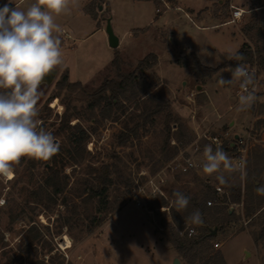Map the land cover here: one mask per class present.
I'll return each mask as SVG.
<instances>
[{"label": "rangeland", "instance_id": "rangeland-1", "mask_svg": "<svg viewBox=\"0 0 264 264\" xmlns=\"http://www.w3.org/2000/svg\"><path fill=\"white\" fill-rule=\"evenodd\" d=\"M91 1L70 0L68 11L54 16L61 29L54 35L61 40L63 63L57 67L54 83L40 86L37 104L38 126L53 134L66 110L61 98L69 94L64 90L59 97L48 100L57 94L56 82L67 73L69 81L81 82L84 87L70 93L78 116L71 124L80 123L90 133L86 152L82 160L65 168L68 185L59 195L46 188L45 166L31 167V158L22 157L12 165L9 175H0V237L3 235L8 244L6 249L16 253L31 225L49 226L46 238L53 240L65 254V264H173L171 244L161 227L162 220L170 217L171 207L175 206L171 192L186 191L213 200L217 196L215 186H221L231 196L232 187L241 185L245 196L251 180H261L264 185V72H259L256 101L250 108L240 110V82L219 83L221 76L231 79L229 67L234 64L221 68L212 77L198 79L174 59L194 52L201 63L219 67L229 60L230 49L238 51L247 40L243 33L250 22H257L262 34L253 30L248 42L252 46L260 44L264 52V5L256 8L254 15L253 0H176L180 8L173 6L159 13L152 0H105L97 2L95 19L85 10ZM259 2L264 4V0ZM13 3L27 10L35 0H13ZM99 5H103V10H99ZM232 5L247 13L236 23H226ZM107 18H111L113 30L121 40L116 49L109 45ZM63 30L71 36L68 38ZM150 53L156 54L157 64L146 73L153 77L149 96L168 101L188 129L187 139L177 143L179 151L170 160L168 150L172 148L168 149L167 144L166 112L154 116L127 145H120L123 130L140 121L137 101L124 103L123 108L115 109L107 118L101 108L94 113L88 109L94 100L93 93L102 83L117 78L112 65L116 54L121 57L122 72L128 73ZM239 63L254 66L251 62ZM176 128L172 123V133ZM223 132L228 133V143L239 144L235 136L242 137L246 166L242 173L232 164V170H225L226 183L221 184L215 174H205L201 167L207 141L200 140V148L196 149L195 140L203 133ZM175 141L172 139L171 145ZM225 152L231 159L233 152ZM182 154L194 157L198 169L185 172L175 168L179 163L175 159L181 160ZM106 165L112 180L108 187V208L100 224L92 228L98 198L89 199L86 191L95 175L106 174ZM162 198L168 201L166 207L161 206ZM230 211H235L236 217L217 228L214 250L223 253L227 264H264V246H254L242 207L231 205ZM239 216L242 219H237ZM58 231L61 233L57 234ZM39 252H43L42 258L48 257L45 249ZM176 254L180 264H184ZM15 264H27V260L18 259Z\"/></svg>", "mask_w": 264, "mask_h": 264}, {"label": "trees", "instance_id": "trees-1", "mask_svg": "<svg viewBox=\"0 0 264 264\" xmlns=\"http://www.w3.org/2000/svg\"><path fill=\"white\" fill-rule=\"evenodd\" d=\"M144 1V0H139ZM148 1V0H145ZM156 3L158 12L162 9L176 6V0H152ZM7 0H0V6H3ZM97 2L103 3L105 0H92L85 6L86 12L91 14L95 19L98 17L96 12ZM252 12L256 14V8L263 7L259 0H253L251 3ZM253 30H257V35L262 34L261 26L257 22H250L247 24L245 32L243 33L247 39L241 48L238 50L243 54L244 60L242 62L257 63L260 71L264 72V52L261 50L260 44L252 46L249 41V34ZM257 41H259L257 39ZM226 61V60H225ZM223 62L219 67H209L201 63L198 56L194 53L181 55L174 59V62L180 66L188 67L194 77L204 79L212 77L221 68L238 63V61L229 59ZM157 64V56L150 53L141 59L134 70L125 73L121 70V57L116 54L112 65L115 67L117 78L105 80L102 85L93 93L94 100L88 104L90 112L94 113L96 109L101 108V113L104 118L110 117L112 111L124 107V103H133L137 101L140 112L138 121L134 127L123 130L119 136V144L127 145V143L138 134L141 127H146L152 118L162 112H166V128H167V144H168V160L175 157L179 151L177 143H181L183 139L188 137V129L180 117L173 111L171 104L165 100H157L156 95L149 96L150 80L153 77L147 75V70L151 69ZM81 82L69 81L68 73L63 74L55 84L57 94L52 95L48 100L59 97L64 90L69 94L61 98L65 105V112L60 118V124L53 135L59 142V151L47 160L30 159L31 167L39 165L45 166L48 171L45 183L47 189H51L54 194H61L68 185V175L65 174V168L72 166L83 159L86 152V145L90 141V133L80 124H71L75 118L76 112L72 106L74 97L70 94L77 88H83ZM40 100V99H39ZM47 100V101H48ZM172 123L177 126L175 132L172 133ZM172 139L175 143L171 145ZM223 149L232 153L235 150L231 143H226ZM106 174L96 176L95 180L90 183L87 189V196L89 199L98 198L97 213L92 218V228L98 226L102 219V214L108 208V187L112 184L109 176V166H104ZM263 185L261 180L255 179L247 183L245 189V196L241 185L232 187L231 196L224 193L222 196H213L214 204L209 206L207 202L211 200L210 196H192L191 192L177 190L190 198V203L186 209L177 210L171 207L169 218L162 220L161 227L163 228V236L171 244L172 248L179 254L181 259L185 261L184 264H227L223 253L220 250H214L213 240L211 236L212 227L219 228L221 223L232 221L236 217L235 211H230L231 205H239L243 209L242 216L244 222L248 225L249 234L251 235L256 247L264 246V196L256 193V188ZM171 192V197L175 199ZM214 191V188H213ZM215 193V191H214ZM64 204H67L64 201ZM168 201L162 198L161 206L166 207ZM199 209L202 214L203 223L193 224L187 220V217L195 210ZM224 213V216L221 214ZM237 219H242L241 216ZM194 228L196 234L189 235V228ZM58 231L57 234H60ZM50 234V227L43 226L39 228L35 224L31 225L25 232L18 251L12 252L7 250V242L4 236L0 237V264H15L18 259L27 260V264H65V254L53 243V240H48L46 236ZM45 249L48 257L42 258L39 252L40 249ZM13 254H12V253ZM3 262V263H2Z\"/></svg>", "mask_w": 264, "mask_h": 264}, {"label": "clouds", "instance_id": "clouds-1", "mask_svg": "<svg viewBox=\"0 0 264 264\" xmlns=\"http://www.w3.org/2000/svg\"><path fill=\"white\" fill-rule=\"evenodd\" d=\"M70 0H35L27 10L13 6L7 0L0 6V175L7 176L12 165L22 157L47 160L59 151L56 137L38 126L39 88L46 77L62 65L60 26L54 16L68 11ZM228 58L238 61L229 67L231 79L219 80L221 85L240 82L243 89L239 96L240 110L250 108L257 99L255 73L245 63L237 50H229ZM204 161L201 164L205 174H215L221 184L226 183L225 170H232L230 157L220 144L204 146ZM243 173L244 162H240ZM264 196V185L256 188ZM177 210L186 209L190 198L174 192ZM187 220L193 224L203 223L202 214L195 209Z\"/></svg>", "mask_w": 264, "mask_h": 264}, {"label": "built area", "instance_id": "built-area-1", "mask_svg": "<svg viewBox=\"0 0 264 264\" xmlns=\"http://www.w3.org/2000/svg\"><path fill=\"white\" fill-rule=\"evenodd\" d=\"M232 7V13H231V17L230 20L227 23H236L238 20L242 19L244 14L247 13V10L237 7V6H231ZM253 68H249V70L253 73H255V79H256V83H257V87H258V77H259V72H260V68L258 67L257 63H253ZM241 92H243V89H241ZM206 140L208 144L213 145V147L215 148L216 144H220L222 147L224 146V144H226L227 139H228V133L227 132H223L221 134H207V133H203L200 134L197 138V140H195V148L199 149L200 145H198V142L200 140ZM239 144H233L231 143V146L235 147V150L232 153V157H231V161L232 164L235 166V168L241 172L240 170V162L243 161L244 162V169L243 172L245 171V166H246V149L244 146V142L242 140V137H239L238 139ZM228 143V142H227ZM237 147V148H236ZM182 157H180L181 160H178L179 158H176L175 160H177L176 163L177 166L175 168H181L182 171H188L191 169H198L199 164L198 162L195 160L194 157L191 156H185V155H180ZM183 160V161H182ZM215 193L217 194V196H222L225 192V190H223V188L221 186H215L214 188ZM207 204L209 206H212L214 204L213 200H209L207 202ZM246 223V222H245ZM196 234L195 229L189 228V235H194ZM219 243H216V246H218Z\"/></svg>", "mask_w": 264, "mask_h": 264}, {"label": "water", "instance_id": "water-1", "mask_svg": "<svg viewBox=\"0 0 264 264\" xmlns=\"http://www.w3.org/2000/svg\"><path fill=\"white\" fill-rule=\"evenodd\" d=\"M99 10H103V5H99ZM106 22H107V24H106V32H107V35H108L109 45H110L111 48L116 49L119 46V44H120V39L115 34V32L113 30L112 23H111V18H107ZM58 72H59V70L56 69L53 72V74H51L50 76L46 77L45 81L42 82L41 85H44V84L45 85H51V84H53L55 79H56V77H57V75H58ZM200 89H201V86L198 87V90H200ZM238 138H239V136L236 135L235 139H238ZM217 233H218L217 228H214L210 235L214 237V236L217 235ZM173 264H180L179 258H175Z\"/></svg>", "mask_w": 264, "mask_h": 264}, {"label": "crops", "instance_id": "crops-1", "mask_svg": "<svg viewBox=\"0 0 264 264\" xmlns=\"http://www.w3.org/2000/svg\"><path fill=\"white\" fill-rule=\"evenodd\" d=\"M105 4V3H104ZM14 6V5H13ZM236 6V5H235ZM176 7L177 8H180V6L179 5H176ZM238 7V6H237ZM104 8V7H103ZM227 23V22H226ZM63 32H64V30H63ZM62 32V33H63ZM64 34L65 35H67V37L69 38L71 35H70V33L69 32H64ZM64 39V38H63ZM120 39V38H119ZM120 42H121V40H120ZM120 45V44H119ZM184 55V54H183ZM203 64V63H202ZM205 65V64H204ZM206 66V65H205ZM210 67V66H209ZM213 68H215V67H213ZM254 246H255V244H254ZM170 248H171V251H173V255H172V259H175L176 257V251L172 248V246H169ZM256 247V246H255ZM180 260V259H179Z\"/></svg>", "mask_w": 264, "mask_h": 264}]
</instances>
